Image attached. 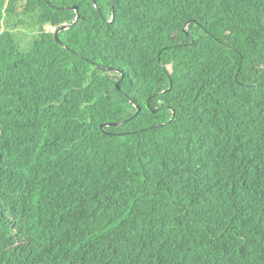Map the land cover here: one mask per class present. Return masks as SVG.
<instances>
[{
	"label": "trees",
	"instance_id": "16d2710c",
	"mask_svg": "<svg viewBox=\"0 0 264 264\" xmlns=\"http://www.w3.org/2000/svg\"><path fill=\"white\" fill-rule=\"evenodd\" d=\"M0 264H264V0H0Z\"/></svg>",
	"mask_w": 264,
	"mask_h": 264
},
{
	"label": "rangeland",
	"instance_id": "374dc122",
	"mask_svg": "<svg viewBox=\"0 0 264 264\" xmlns=\"http://www.w3.org/2000/svg\"><path fill=\"white\" fill-rule=\"evenodd\" d=\"M20 30L21 31L19 32V35H18V42H19L21 49L27 52L32 48L33 42L35 38L37 37V35H31L28 32L27 28H21Z\"/></svg>",
	"mask_w": 264,
	"mask_h": 264
},
{
	"label": "water",
	"instance_id": "95a60500",
	"mask_svg": "<svg viewBox=\"0 0 264 264\" xmlns=\"http://www.w3.org/2000/svg\"><path fill=\"white\" fill-rule=\"evenodd\" d=\"M74 10L76 11V13H77V18L75 19V21L73 22V23H71V24H69V25H63L62 26V28L60 29V30H58L56 33H55V39H56V41H58L59 42V39H58V34L60 33V32H62V31H64V30H67V29H69L71 26H73V25H75L78 21H79V19H80V15H79V9H78V7H74ZM116 88L118 89V85H116ZM170 91V90H169ZM139 109H138V113L136 114V117H137V115L139 114Z\"/></svg>",
	"mask_w": 264,
	"mask_h": 264
},
{
	"label": "built area",
	"instance_id": "2783aa9c",
	"mask_svg": "<svg viewBox=\"0 0 264 264\" xmlns=\"http://www.w3.org/2000/svg\"><path fill=\"white\" fill-rule=\"evenodd\" d=\"M47 31L50 32V33H55L56 32V28L55 27H49Z\"/></svg>",
	"mask_w": 264,
	"mask_h": 264
},
{
	"label": "clouds",
	"instance_id": "9594fccd",
	"mask_svg": "<svg viewBox=\"0 0 264 264\" xmlns=\"http://www.w3.org/2000/svg\"><path fill=\"white\" fill-rule=\"evenodd\" d=\"M49 27H51V26H47V27H45L46 32H48L47 30H48Z\"/></svg>",
	"mask_w": 264,
	"mask_h": 264
}]
</instances>
